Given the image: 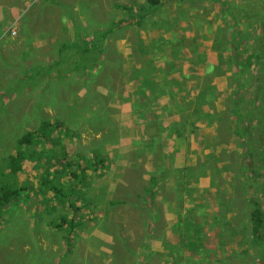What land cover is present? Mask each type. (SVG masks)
I'll list each match as a JSON object with an SVG mask.
<instances>
[{"label": "rangeland", "instance_id": "rangeland-1", "mask_svg": "<svg viewBox=\"0 0 264 264\" xmlns=\"http://www.w3.org/2000/svg\"><path fill=\"white\" fill-rule=\"evenodd\" d=\"M175 1L179 6L186 0ZM197 1L202 22L191 25L188 20L180 24L164 20L169 8L162 3L150 11H140L145 0H0V160L24 132L36 130L46 119L54 125L52 137H60L69 160L86 165L94 150L111 165V169L96 166L87 171L81 185L90 201L84 212L86 219L94 220L65 236L64 229L46 225L64 210L49 201L42 204L45 194L34 178L39 162H23L18 180L28 189L5 209L0 221V264L138 262L141 252L146 251L139 246L144 214L121 230L117 225L112 230L105 219L110 210L120 220L126 216V204H113L119 200L136 204L135 197L145 191L153 197L151 192L159 188L156 174L165 182L167 194L173 195L178 184L185 200L193 203L177 217L186 220L177 234L178 246L171 248L173 237L165 239L164 251L152 252L155 264L161 256L166 264H256V248L247 229L251 208L247 199L249 194L263 199V180L242 168L246 141L241 135L246 133L243 127L248 128L247 114L237 105V117L232 100L240 98L249 79L259 73V66L247 55L264 22V0H246L245 17L237 9L239 0H233L229 10L236 7L237 13L229 20L223 0ZM187 10L178 8L177 13L166 16L184 18ZM158 22L160 31L151 33ZM107 28L110 45L106 57L127 63L128 68L121 73L100 53L89 65L79 57L93 34ZM186 33L190 40L183 39ZM117 37L131 43L121 47L122 53L114 51ZM203 42H211L210 51L200 47L203 54L193 56V69L184 73L192 53L183 52L180 60L177 48L183 45L184 50L198 51ZM153 45H157L155 54L168 56L169 64L178 68L172 87H157L163 88L162 93L151 90L152 84L166 82L162 67L155 71L163 60L154 54ZM61 49L63 54L72 50L68 61L62 63ZM208 60L214 65L206 63ZM141 62L142 69L136 74L134 64ZM238 65L245 73L235 79ZM149 142L156 148L155 161L160 163L150 174H154L151 187L142 180L144 170L130 174L128 167L134 159H153ZM49 148L59 152L57 146ZM51 163L59 166L54 159ZM174 164L182 168H171ZM75 168L78 165L74 162ZM259 168L256 166V174L263 172ZM229 195L232 198H227ZM194 209L197 215L192 216ZM131 228L138 230L133 240ZM100 232L118 233L119 238L108 241ZM148 259L142 258L141 264H148Z\"/></svg>", "mask_w": 264, "mask_h": 264}, {"label": "trees", "instance_id": "trees-1", "mask_svg": "<svg viewBox=\"0 0 264 264\" xmlns=\"http://www.w3.org/2000/svg\"><path fill=\"white\" fill-rule=\"evenodd\" d=\"M145 2L147 7H153L158 5L160 0H145ZM100 30L102 31L97 32L95 39H91L90 44L79 51L80 59L87 62V65L93 62L94 56L98 54L97 50L100 51L107 35L108 30ZM63 51L61 49L62 54L59 60L61 63L65 60L68 61V57L72 53L71 49L65 51L64 54ZM247 57L255 60V64L259 66V73L249 79L244 94L240 98L232 100L234 103L232 112L238 117L240 109L237 108V105H241L247 114L246 126L249 130L243 127L244 130L242 131H246V133L241 135L246 141L245 146L241 143L244 163L242 168L254 178L263 180L260 182V192H262L261 197L263 199H258L252 194H249L247 199L251 206L248 211L247 229L249 239L256 248V264H264V22L260 23V30L257 29V36ZM244 73L243 66L238 65L234 78L240 79ZM157 87L152 84V92L162 93L163 88L158 89ZM52 126L54 125L50 120H41L36 130L24 132L17 140L13 150L0 160V221L5 209L28 189L26 184L18 180V172L22 168V162L29 161L35 164L39 162L37 167L39 172L34 177L36 182L41 184L44 194H51L53 205L64 210L57 216L61 217V221L52 222L53 219L50 227L62 228L65 230V236H68L83 226V222L80 221L84 218L82 208L88 206L89 200L82 194L81 184L86 179L87 171L90 170L93 163L96 166H102V168H107L108 164H106L107 159L94 150H92L93 155L91 157L93 160H88L85 166L77 161L69 160L67 150L61 143L60 137H52ZM45 143L49 147L50 145L57 146L59 152L44 147ZM39 145L42 147L40 148ZM53 159L59 166L51 163ZM74 162L78 168L73 169ZM256 166H259L263 172L256 174ZM150 183H152L151 179ZM227 198L232 197L228 196ZM80 200L83 201L82 206L78 204ZM68 213L70 214L69 217L66 216ZM221 217L223 218V216ZM64 223L66 225H63ZM195 233L197 232H193L192 235ZM189 239L191 242H195L192 237Z\"/></svg>", "mask_w": 264, "mask_h": 264}, {"label": "crops", "instance_id": "crops-1", "mask_svg": "<svg viewBox=\"0 0 264 264\" xmlns=\"http://www.w3.org/2000/svg\"><path fill=\"white\" fill-rule=\"evenodd\" d=\"M209 1H213V0H205V2H209ZM232 1L233 0H223V2L227 4V7L224 10V12H226V17H227L226 19L229 20L230 15L233 16L234 13H237V9L240 13H242V17H245V15L243 14V12H244L243 6L245 5L246 0H239L241 5L237 9H236V7H234L233 9L229 10V4ZM180 2H181L180 5L177 6L175 0H166V1L160 0L159 4L156 6H153V7H147V3L145 2L143 5H141L140 11H143V12L150 11V10L154 9L155 7L159 6L161 3H162V5L168 6V8H169L168 11L166 12V14H168L169 12H174V11L177 13L178 8L181 9L183 7H188L187 14L184 18L181 16L168 17V16H166V14H163V17H166L164 20H166L167 22H169V21L173 22V24L177 23V22L180 24L181 21L185 22L186 20H188V22L191 23V25L193 22H198V23L202 22V18H201V14H200L201 6L197 0H186L184 3H183V1H180ZM194 2H195V4L193 5ZM214 2H219V1L214 0ZM118 7H120V6H117V8ZM216 13H217V8L212 11V17H215ZM242 17H239V18L241 19ZM158 24H159V22L154 26V30L150 31L151 33L156 34L160 31L159 30L160 26ZM108 29H110V28H107L106 30H108ZM195 30L197 31L198 29L196 28ZM108 32H109V30H108ZM108 32H107V35H106V37L102 43V48L100 49V51L97 50V52L101 54V56L103 57V59L106 62L112 61L114 66H118L120 69V73H121L122 71H125V67L128 68L127 63L125 61L122 62V64H120V62L116 63L112 59H109L106 57L107 48H109V45H110V43H109V35L110 34ZM182 35H183V39L185 38L187 40H190L189 37H187V33L182 34ZM190 35L191 36L193 35V31H190ZM91 39H95L94 34L91 37ZM115 42H116L114 45L115 53H122L124 51V49L121 47L123 45L130 43L125 37H117ZM167 44H169V43L167 42ZM130 45H131V43H130ZM152 47L154 48V54H155V50L157 48V45H153ZM193 47H196V45H194ZM200 47H202L206 52H209L210 47H211V42H210V44L206 43V42H203L202 44H198V48H199L198 51H189L187 49L184 50L183 45H180L179 48H177L180 60H181V56H183V52L186 55L192 53V56L190 57V64L185 65V68H183L184 73H187L188 70L193 69V65L191 63V60H192L193 56L198 55L200 52L203 51V49H201ZM202 54H203V52H202ZM155 55L158 56V59L161 58L163 60L161 65H157V68L155 69V71L157 72L158 69H160L162 67L163 73L166 72V74L164 75V77L166 78V82L163 80V81H161L160 84L156 83V86L163 87V88L172 87V82L175 79L174 72H176L178 70L177 65L171 66L173 64H169V57L168 56L163 55V57L162 56L160 57L158 54H155ZM206 63L213 64L215 62L208 60V61H206ZM142 64H143V62H141L139 64H134L133 72H135L137 74L138 73L137 71L142 69ZM110 68L112 69L114 67L111 66ZM190 75H191V72H190ZM123 77H124V75H123ZM134 79L136 81H139L142 78H134ZM154 79H156L155 75H153L152 80H154ZM192 80H190V82ZM214 80L215 79H213L212 84H215ZM104 84H106V83H104ZM173 85L176 86L175 82L173 83ZM187 86H189V84H187ZM149 147H151L149 149V152L153 154L152 160H144V159H140V158L134 159V160L130 161V164L128 167L130 168V174H135L136 172H139L140 170H144V173L142 174L143 175L142 180L151 187L150 178L152 176H154V174L152 176H150V174H152L154 168L155 169L158 168V165H160V163H157L155 161L156 148L153 147L152 142H149ZM242 151H243V148H242ZM88 160H93V159L89 158ZM24 162H26V161H24ZM106 164H108V162ZM239 164H241V163H239ZM82 165H84V164H82ZM109 165L110 164H108L107 168L111 169V165H110V167H109ZM91 167H93L95 169L96 165H94V163H93V166H91ZM152 167H153V169H152ZM171 168L175 169V168H182V167L176 166L174 164L171 166ZM19 172H18V174H19ZM122 172L124 173L125 170L122 169ZM156 177H158V180L156 182L159 181V184H158L159 188L157 191L151 192V195L153 197L148 196L146 191H145L142 196L135 197L136 199H138V201L135 202L136 204H130V202H126L123 199L113 203V204H116V203L126 204L127 212L125 214L127 217L122 215L123 220H120L118 218V216L114 210L107 211L108 218H106L105 221H107V220L109 221L112 230L114 229L115 225H117V228H119L120 230L123 229L126 224H127V226H130V221L132 219H137L140 217L141 214H144V217L140 218L141 223H142L140 230L143 234V239H142L139 246H144L146 251L141 252V255L139 256L140 260L138 262H134L132 264H141L142 258H145V257L149 258L147 260L148 264H150L151 262L153 264H155L156 257H154L152 252L153 251H159L162 253V251H164L162 249V246L164 245V240L167 238L173 237V240L170 242V244H171V248L176 249V247L178 246V236H177L178 231L186 223V220L178 219L177 217L180 216L179 214H184L186 212V210L189 209L191 204L193 203V201L191 199H186L187 201L185 200L184 192H181V188L177 187L178 184L175 186L176 192H174L173 195L167 194L165 192V190L163 189L164 186H166L165 182L160 180L159 176L157 174H156ZM260 182H262V181H260ZM173 185L174 184H172L169 187H172ZM198 190H199V188H198ZM81 191H82V194L85 196V193L83 192L82 189H81ZM144 198H145V200H143ZM116 199L117 198H113V199L108 198V201H115ZM88 200L90 201L89 198H88ZM46 201H49L50 202L49 204L53 205L52 200H51V194L47 193V194H45V196L42 197V200H41L42 204H45ZM78 204L82 206V204H80V203H78ZM85 208H82L84 218L80 219V221L83 222V225H85V224L88 225L94 220V218H87V219L85 218V215H86V213L84 212ZM129 212H130V216H129ZM131 212H135L136 213L135 216H132ZM201 214H202V211H201ZM201 214H199L200 217H202ZM191 215L192 216L197 215V212L195 211V209L192 211ZM66 216L69 217L70 214L68 213ZM55 220L61 221V217H57L53 221L52 220L51 221L54 222ZM51 221L46 223L47 227L52 228V229H56L54 227H50L52 225ZM227 221H230V219L227 218ZM179 222L182 224L180 225ZM63 225H66V224L64 223ZM129 231H130L129 233L131 234V239L133 240L136 237V235L138 234V230L135 228H131ZM114 232H118V231L115 230ZM100 233H101L102 237L107 236L108 241H110L111 238H113L115 240L119 236L118 233L115 234V236L110 235V233H108V234L102 233V232H100ZM180 233H181V231H180ZM130 234H128V242H127L128 246H130ZM167 253L169 254V251ZM126 257L129 258L128 256H126ZM128 264H130V262H128ZM159 264H166V260L162 256L159 260Z\"/></svg>", "mask_w": 264, "mask_h": 264}]
</instances>
